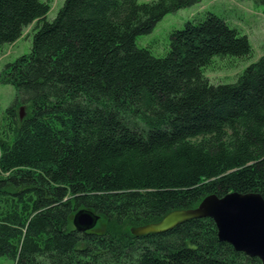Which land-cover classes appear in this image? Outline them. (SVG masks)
<instances>
[{
    "label": "trees",
    "instance_id": "obj_1",
    "mask_svg": "<svg viewBox=\"0 0 264 264\" xmlns=\"http://www.w3.org/2000/svg\"><path fill=\"white\" fill-rule=\"evenodd\" d=\"M200 0H0V49L35 24L32 49L0 76V256L15 264H263L211 218L132 230L210 195L264 199V56L233 84L203 68L252 46L208 13L171 33L166 56L139 48L168 14ZM264 5V0H251ZM25 117L21 118V108ZM100 215L79 232L74 215Z\"/></svg>",
    "mask_w": 264,
    "mask_h": 264
},
{
    "label": "rangeland",
    "instance_id": "obj_2",
    "mask_svg": "<svg viewBox=\"0 0 264 264\" xmlns=\"http://www.w3.org/2000/svg\"><path fill=\"white\" fill-rule=\"evenodd\" d=\"M50 6L48 21H53L66 0H42ZM154 0H139L140 3ZM208 13H214L227 21L231 28L248 37L252 52L246 57H214L203 68L204 75L213 85L233 84L244 71L264 56V5L251 0H200L194 6L181 9L165 16L146 35L137 39L139 48H147L156 57H164L170 49L171 33L182 29L192 19H204ZM35 24L26 28L21 39L14 44H6L0 49V76L9 63H13L32 49V36ZM16 98V89L0 84V116ZM0 264H15L12 259L0 256Z\"/></svg>",
    "mask_w": 264,
    "mask_h": 264
},
{
    "label": "water",
    "instance_id": "obj_3",
    "mask_svg": "<svg viewBox=\"0 0 264 264\" xmlns=\"http://www.w3.org/2000/svg\"><path fill=\"white\" fill-rule=\"evenodd\" d=\"M24 117L22 107L21 118ZM196 218L213 219L221 241L264 264V199L257 193H230L222 198L210 195L196 209L172 212L159 223L134 229L132 233L135 236L163 233ZM99 221L100 215L89 209H82L73 217L75 229L83 233L95 229Z\"/></svg>",
    "mask_w": 264,
    "mask_h": 264
}]
</instances>
